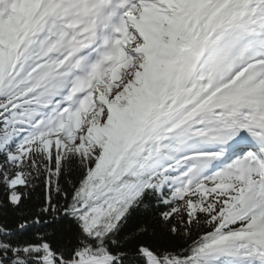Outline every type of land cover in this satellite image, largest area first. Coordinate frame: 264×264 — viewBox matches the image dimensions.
Here are the masks:
<instances>
[{"label":"snow or ice","instance_id":"snow-or-ice-1","mask_svg":"<svg viewBox=\"0 0 264 264\" xmlns=\"http://www.w3.org/2000/svg\"><path fill=\"white\" fill-rule=\"evenodd\" d=\"M0 264H264V0H0Z\"/></svg>","mask_w":264,"mask_h":264}]
</instances>
